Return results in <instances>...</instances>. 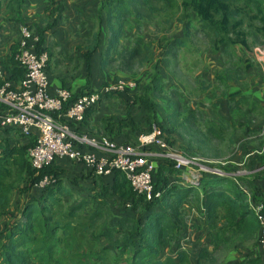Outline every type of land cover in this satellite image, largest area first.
<instances>
[{"label": "trees", "instance_id": "16d2710c", "mask_svg": "<svg viewBox=\"0 0 264 264\" xmlns=\"http://www.w3.org/2000/svg\"><path fill=\"white\" fill-rule=\"evenodd\" d=\"M46 1L48 4L46 15L59 14L60 3L63 0ZM24 5L25 0H0V12L9 22H24ZM99 5L98 22L102 23L103 14L107 32L105 55L113 52L121 58L128 53L127 58L131 62L136 57L140 58V66L152 61L156 55L150 43L136 38L130 47H124L118 52L120 41L124 38L128 27V19L132 16L138 21V25L142 22L157 21L154 26L158 29L161 26H167L166 32L170 24L166 25L168 20L159 18L172 17L177 27L181 32L183 31V36L168 42L166 45L168 48H165L166 55L174 49L191 46L193 32L205 36L214 54L229 55L228 50L235 46L248 50L251 43L249 39L254 42L259 41L260 49L264 52V0H100ZM56 24L57 20L54 19V22L44 29L36 30L39 44L43 42L44 32ZM100 29L93 33L87 42L86 58H89L98 47ZM17 49L18 44L12 45L9 54L0 61L2 70L10 75L8 80L22 79V71L17 67L15 60ZM116 61L117 59H114V63ZM231 70L232 68L223 70L222 78H220L222 71L217 73L215 76L217 83L232 80L235 76ZM235 71L243 74L244 68L238 67ZM152 79H156V76L153 75ZM162 89L163 86L160 85L144 89L135 102L152 113L156 105L148 93H159ZM81 95H85L84 92L79 96ZM101 125L104 130L112 128L113 118L103 120ZM154 125L162 131L165 141L173 145L170 137L166 135L168 131L154 119L147 133ZM124 126L130 127L132 132L140 129L139 125L131 124L130 118L121 123V127ZM218 128L223 129L220 125ZM75 129L80 130V127ZM8 131L18 134L13 129ZM208 133L218 140L221 139L222 131L217 127L208 128ZM29 138L30 142L27 144L20 142L9 144L7 140L0 141V223L2 220L8 221L13 218L4 227L0 224V264L188 263L185 252L164 251L169 242L179 233L178 228L182 225L180 204L185 196L176 194L171 198L173 192L166 191L160 200L141 203L123 175L115 173L113 191L123 200L132 199L129 208L134 217L120 220L115 225H108L104 231L99 230L98 228L102 225L98 224L106 221L110 224V216L100 210L104 208L105 202L102 208H94L95 201L103 197L89 196L90 200H83L71 208H66L67 205L62 203L57 192L58 179L61 177V171L54 166L57 159L39 172L34 171L28 158V150L34 145V138ZM204 149L208 151L207 148ZM260 161L264 163V158ZM167 168L169 174L174 172L169 165ZM160 170L163 168L160 167ZM45 176L54 178L55 182L38 190L37 197H29L30 191ZM161 177L162 174L159 172L156 176L157 181H154L156 190L161 189L166 183V179ZM238 181H245V178L231 175L222 179L219 176H211L201 178L197 186L187 184L188 188L200 189L202 198L199 199V196H196L194 200L204 212L206 226L210 233V248L199 249L198 263L211 261L216 250L225 247L227 243H231L232 250L235 251L236 243H253L256 235H259L260 226L250 204H258L257 202L261 199L253 194L252 196L247 194V190L239 187ZM15 191H19L17 196L13 193ZM19 197L21 200L15 206L16 213H14V210L9 207L12 200ZM154 207H157L158 211L150 213ZM195 228L201 232L204 231L199 226ZM89 230L95 232L93 241L96 245L93 244L92 238L88 239ZM89 236L91 237L92 233ZM257 244L258 240L252 248L251 256H249L250 253L246 256V259H250L243 260L242 263L261 264V251H254ZM112 245L114 248L111 250Z\"/></svg>", "mask_w": 264, "mask_h": 264}, {"label": "crops", "instance_id": "0c3cea01", "mask_svg": "<svg viewBox=\"0 0 264 264\" xmlns=\"http://www.w3.org/2000/svg\"><path fill=\"white\" fill-rule=\"evenodd\" d=\"M63 2L64 3L61 5L64 7L65 12L62 10V7H60L59 14L53 13V15L47 16L45 12L48 6L47 1L32 0V3L27 5L23 11L24 22L19 23L7 21L0 12V61L9 54L10 47L12 45L18 44L20 40L21 28L27 27L32 37L30 44H32L34 52L37 54L39 52L45 53L48 56L46 73L48 76L49 92L51 94H54L58 90H67L73 97L77 98L83 92L84 94L89 92H101L104 86L110 84V82H112L115 78L134 83V88L126 89L124 92L109 94L102 93L99 104L95 108L86 112L84 120L80 125V130H73V133L77 135H87L88 137L96 139L106 138L116 145H136L138 144L139 136L147 133L149 126L152 123V119H154L164 130L168 131V134L166 135L170 137L173 144L170 146L175 149L177 147L182 148L183 143H186V138H184L181 132L177 130L176 123L174 121H171L168 118L161 121L157 120L156 114L146 111L141 104L135 102V99L141 96L140 92H142V90L148 89L151 86L154 87L153 85L155 83L161 87L163 86L159 75L154 74L156 79H148L144 85H141L140 83L137 84L132 77L129 76L127 78H121L118 76L120 75V71H114V59H117V54L111 52L110 55H105L107 49V32L104 25L103 14L101 16L102 23L100 24L98 22L100 0H63ZM33 6H35L36 12L33 10L28 12L29 8ZM31 15L36 16L33 17ZM50 18L52 20L51 23H49ZM38 19L42 22V24H44V26L43 28L37 29H44L49 24H52L54 19L57 20V24L54 27L44 32L42 44H39L38 36L35 31L37 29L34 30L28 26V24H30L28 22L29 20L36 22ZM99 28L101 29L98 39V47L96 51L89 56V58H86L87 42L91 38L92 34ZM126 38L127 37L124 36V38L120 41V45ZM176 39L178 38L172 37L171 41ZM125 45L129 46L126 42ZM122 48L124 47L119 48L118 52H120ZM166 48L168 47L166 46ZM236 48H238L236 51H246L241 46H237ZM257 51L260 52L261 50L256 47L251 48L250 54H254L256 57L255 61H258L256 54ZM172 53L173 50L169 52L167 56ZM165 58L167 59V57ZM245 73L246 71L244 69L242 76ZM8 78H10V75L4 72L3 77L0 78V87L4 84H10V87H15L21 81H14L12 79L8 80ZM239 80V76L233 77L232 80H227L224 84L234 85V81L238 83ZM163 90L164 86L162 91ZM233 93L232 89H230L227 93H224L223 98H221L215 105L210 104V110L206 111L198 109L197 113L200 115L199 118L204 120L208 119L210 123H212L211 121L215 119H217L218 123L220 122L218 120L225 119L228 121V125H234L231 123L232 119H227L228 107H231V109L239 108L237 107L238 104H236L238 102L236 96L230 97ZM242 103L245 107L246 103ZM202 107L206 108V106L202 104L198 106V108ZM194 111L196 110H193L192 112ZM188 113L190 119L195 121L196 115L191 112ZM171 116L174 117L173 110L171 112ZM150 117L152 119H150ZM107 118H113V126L112 128L104 130L101 122ZM127 118H130L131 124L139 125V131L132 132L130 127H121V123L125 122ZM153 127H155V125ZM1 140H7L9 144H15L16 142L27 144L30 142V138H23L16 132L8 130L5 132L0 131V141ZM185 145H187L185 146V150L190 154L202 155V157H207L209 155L198 145ZM197 150L201 153L197 152ZM81 153L92 155L96 159L103 157V154L96 152L91 148H82ZM161 165L165 164L155 165L153 170V180L157 181L156 176L159 172L162 174L161 178L166 179L164 186L161 185L164 188H158V190L163 192L162 197L166 194V191L173 192V195L170 196L171 198H173L176 194L185 196L184 201L180 204V221L182 225L178 228L179 233L175 235V239L169 242V245L164 249V251H183L186 253L188 261L197 262L199 249L202 247L210 248V233L206 226L204 212L196 205L194 200L196 196H199V199L202 198V194L200 189L188 188L189 186L187 184L190 183L188 174L189 171L181 175L179 172H175L173 170L174 172L169 174L167 171V165ZM54 166L61 171V177L58 179L59 190L57 189V192H59V197L61 198L62 203L67 205L66 208H71L80 201L90 200L88 199L89 196H95L97 198L102 196L103 199L95 201L94 208H102V205L105 202L104 208L100 210H102L104 214L110 216V225H115L118 224L117 222L120 220L123 221L134 217L133 212L130 211L129 208L132 199L123 200L113 191L114 174L109 176H95L87 173L83 164L67 159L55 160ZM160 167H162L164 171L160 170ZM255 173H257V171L249 174V181H256L259 177H264L263 174H261V171H259L258 173L260 176L256 179L254 178L253 180H250L253 178L252 174ZM216 175L224 179L226 177H231L232 174L229 175V173L220 172V174ZM123 177L125 178L124 175ZM183 178L186 179L184 182H188L186 186H182L183 182L181 180ZM38 190L40 189L33 188L30 191L29 197H37V193L39 192ZM207 190H209V188H207ZM244 194H246L245 191ZM253 195L260 198L264 203V193L262 195L260 191H256ZM23 199H25V197ZM139 201L143 203L141 200ZM157 211L158 208L154 207L151 209L150 213H155ZM184 215L188 217L187 222H183ZM196 226L201 227L204 231H198L194 228ZM205 229L207 231H205ZM258 237L259 235L257 234L253 243H256ZM254 251L260 252L258 246L254 249Z\"/></svg>", "mask_w": 264, "mask_h": 264}, {"label": "rangeland", "instance_id": "374dc122", "mask_svg": "<svg viewBox=\"0 0 264 264\" xmlns=\"http://www.w3.org/2000/svg\"><path fill=\"white\" fill-rule=\"evenodd\" d=\"M30 3H32V0H25L24 9ZM63 3V1L60 3V7H62L61 4ZM30 10L36 12L35 6L30 7L28 12ZM62 10L64 11V7H62ZM31 16L35 17L36 15ZM159 19L168 20L166 25H170L167 28V32V26H161L159 29L154 26L157 21L152 23L142 22L141 25H138V21L133 16L128 19V27L124 33L127 38L123 40L119 48H128L133 44V40L141 38L144 42L151 44L156 55L152 61H148L141 66L139 65V57L134 58L131 62L127 58L128 53L122 55L121 58L123 60L118 55L117 61L113 65L114 71L119 70L120 75L118 76L121 78L131 76L137 84L140 83L141 85H144L148 79L152 80L154 74L159 75L164 90L159 93H148L156 105L153 110V113L156 114V119L161 121L168 118L174 121L177 130L186 138L185 144L198 145L202 150L207 148L208 151L205 150L204 152H207L210 156L202 157V155L190 154L185 150L187 145L184 143L182 148H176L177 152L195 163L212 169L215 174L222 172L245 178V181H238L237 183L242 190H247L251 196L256 191H260L263 195L264 177L260 178L258 173L261 171L264 176V163L260 161L261 158H264V57L261 54L260 42H254V40L251 41L249 39V42H251L250 49L256 47L261 50L256 52L258 61H255L256 57L253 53L250 54V49L240 52L236 51L238 49L236 48L237 46L228 50L229 55L214 54L210 50L211 47L209 48V43L205 36L193 32L191 46L181 47L178 50L174 49L173 53L167 56L165 53L166 45L171 41L172 37H182L183 31L181 32L180 28L177 27L172 17H160ZM28 22L30 23L28 26L34 30L44 26L39 19L36 22L31 20ZM51 22L50 18L49 23ZM125 42L129 46H126ZM125 62L126 64L123 65ZM238 67L245 69L246 73L243 76L240 72L237 73L235 71ZM228 68H232L233 76H239V82L236 83L234 81V85H225L223 82L218 84L215 76L222 71L220 75V78H222L223 70L226 71ZM155 85L156 83L153 86ZM158 86L156 85L155 87ZM230 89L234 92L230 97L236 96L238 100L236 104H239L237 106L239 108L231 109V107H228L227 119H232L231 123L234 125H228L229 123L225 119L219 118L220 120L218 121L222 123H218L217 119L210 123L207 118V120L199 118L198 109L210 110V104L215 105L223 98L224 93H227ZM242 102L246 103L245 107ZM200 104L205 105L206 108H198ZM172 110L174 117L171 116ZM193 110L196 111L192 112ZM188 112L196 115L195 121L190 119ZM150 119L152 118L150 117ZM219 125L223 129L218 128ZM210 127H217L218 130L222 131L220 140L214 136L212 137L209 133L207 134ZM197 152L201 153L199 150ZM190 169L196 171L198 166L192 165ZM254 171H257V173L252 174L253 178L250 180L258 177L259 179L249 181V174ZM212 172L208 170L198 172L197 176H199L200 180L201 178L214 176L215 174H212ZM184 180L186 179L183 178L181 180L183 182L182 186H186L188 183L184 182ZM246 182L251 184L249 185ZM34 188L37 187L35 186ZM13 193L17 196L19 191ZM20 200L21 197L12 200L9 208L14 210V213H16L15 206ZM257 203L264 205L262 200ZM187 219L188 217L184 215L183 222H187ZM11 220L13 218L8 219V221L2 220L0 223L1 227H4L7 222L10 223ZM98 225H102L98 229L104 231L110 224L106 221ZM197 230L200 231L199 229ZM91 233L92 236L90 237L89 234ZM94 233V230H89L88 239L92 238L93 241ZM102 242L104 243V241ZM93 244L96 245L94 241ZM254 244L252 242L236 243V250L234 251L232 250V244L227 243L225 247H220V249L216 250L211 261L206 263L188 261L187 264H245L242 261L250 259H246V256L248 253L251 256ZM113 248L114 246L112 245L110 249L112 250ZM261 259V264H264V257H261Z\"/></svg>", "mask_w": 264, "mask_h": 264}, {"label": "built area", "instance_id": "2783aa9c", "mask_svg": "<svg viewBox=\"0 0 264 264\" xmlns=\"http://www.w3.org/2000/svg\"><path fill=\"white\" fill-rule=\"evenodd\" d=\"M31 40L29 29L22 27L15 60L23 77L15 87H10V84L0 87V131L13 129L24 138H34V145L28 150L34 171L50 166L55 159H67L83 164L85 171L95 176L121 173L135 197L143 203L160 200L163 195L154 187L155 165H169L181 175L189 171L190 183L196 186L199 184L198 172L213 171L179 154L164 140L162 131L157 127L139 136L136 145H116L106 138L96 139L73 133L77 130L75 127H80L86 112L99 104L102 93L124 92L134 88V83L114 79L101 92H89L75 99L67 90L51 94L46 73L48 56L35 53ZM261 54L264 57V52ZM3 75L0 67V78ZM82 148L94 149L103 157L96 159L83 154ZM192 165L198 166V169L191 170ZM54 182V178L45 176L35 186L42 190ZM250 208L260 226L257 246L263 258L264 205L250 204Z\"/></svg>", "mask_w": 264, "mask_h": 264}, {"label": "clouds", "instance_id": "9594fccd", "mask_svg": "<svg viewBox=\"0 0 264 264\" xmlns=\"http://www.w3.org/2000/svg\"><path fill=\"white\" fill-rule=\"evenodd\" d=\"M262 52H263V51H262ZM215 175H216V174H215ZM215 175H214V176H215ZM216 176H218V175H216Z\"/></svg>", "mask_w": 264, "mask_h": 264}]
</instances>
